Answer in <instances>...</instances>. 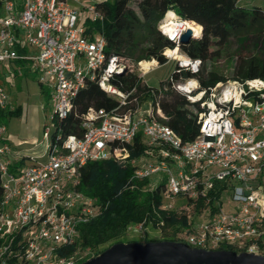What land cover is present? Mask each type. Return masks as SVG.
<instances>
[{"label":"built area","instance_id":"built-area-1","mask_svg":"<svg viewBox=\"0 0 264 264\" xmlns=\"http://www.w3.org/2000/svg\"><path fill=\"white\" fill-rule=\"evenodd\" d=\"M99 2L0 0V65L24 63L47 89L52 107L50 126L41 133V154L20 153L0 142V264H77L85 258L88 249L57 254L74 243L79 225L100 212L97 201L77 189L80 170L87 162L123 163L128 154L120 146L136 134L144 149L142 157L129 161L135 166L130 181L161 177L153 186L163 185L162 211L204 201L203 208L187 216L177 242L204 250L229 246L235 253L264 257V79L227 80L200 89L195 79L168 78L158 92L174 90L200 109L197 136L182 142L158 120L164 117L152 109V89L139 97L135 89L123 93L109 83L126 62L104 54L105 41L94 26L103 18ZM169 21L165 32L162 26ZM186 23L165 18L157 30L175 45L162 52L166 62H173L176 72L195 74L200 60L177 47ZM199 34L191 33L189 39ZM90 81L117 106L110 111L88 108L80 119V135L52 131ZM7 104L0 85V112ZM3 132L0 125V136ZM215 183L223 188L216 189ZM125 232L143 238L146 220L128 225Z\"/></svg>","mask_w":264,"mask_h":264},{"label":"trees","instance_id":"trees-1","mask_svg":"<svg viewBox=\"0 0 264 264\" xmlns=\"http://www.w3.org/2000/svg\"><path fill=\"white\" fill-rule=\"evenodd\" d=\"M96 6L103 16L94 26L105 41L104 54L114 55L126 63L140 62L139 66L153 61L158 66L163 65L166 59L162 52L174 48V43L157 30L158 23L165 18L177 19L200 28L198 38L188 39L177 45L187 57L200 60L198 72H176V68L172 67L169 75L159 81L156 88L144 86L145 90L152 89L154 93L153 111L159 109L164 117L158 120L182 142L191 141L197 136L196 119L200 109L197 104H189L182 94L174 90L158 92L163 85H168V78L172 81L179 78L195 79L200 89L227 80L264 79L262 56L252 55L236 59L232 75L228 78L205 67L210 59L220 55L230 39L264 34V11L259 7H246L243 0H138L135 10L129 6L128 0H108L99 2ZM109 83L120 92L126 93L132 89L137 91L139 79L125 66L114 74ZM116 106L117 101L101 91L95 81L87 82L74 97L67 115L55 122L52 131H58L63 137L69 134L80 135V119L88 108L110 111ZM51 138H55L53 133ZM120 147L128 154L123 163L113 160L87 162L80 170L77 189L94 198L100 205V212L77 227V238L72 245L57 252L58 255L69 256L75 251L90 250V255L77 264L114 243L177 242L175 236L187 225V216L192 210H199L205 205L202 200L187 201L177 204L173 211L160 210L162 183L150 187L148 180H129L135 169L129 161L143 156L141 136L136 134L130 143ZM214 187L220 190L223 185L215 183ZM1 194L0 183V199ZM143 219L146 220V235L143 238L126 235L125 229L128 225ZM149 232L153 237L152 234L148 235ZM217 250L234 251L229 246H221Z\"/></svg>","mask_w":264,"mask_h":264},{"label":"rangeland","instance_id":"rangeland-1","mask_svg":"<svg viewBox=\"0 0 264 264\" xmlns=\"http://www.w3.org/2000/svg\"><path fill=\"white\" fill-rule=\"evenodd\" d=\"M105 2L108 0H95ZM138 0H128L129 6L135 10ZM246 7H259L264 11V0H243ZM252 55L264 57V34L259 36L241 37L230 39L218 57L210 59L205 67L223 77H230L238 58H248ZM152 61V60H150ZM140 63V62H139ZM139 63H126V66L138 77L139 86L137 94L143 97L145 87L156 88L159 81L165 79L173 62L167 61L163 65H157L154 61ZM1 86L8 98V105L0 112V125L4 126V132L0 136L13 149L22 150L28 154L39 155L42 152V129L50 126L51 102L47 96V89L40 87L33 74L25 67H20L19 72L12 74H0ZM145 86V87H144ZM142 165L141 161L136 163ZM161 179L159 176L151 177L149 185L152 187ZM227 199H223V206ZM152 233L149 232V236ZM146 235V234H145ZM153 237V234L151 235ZM158 238V237H156ZM87 250L85 258L90 255Z\"/></svg>","mask_w":264,"mask_h":264},{"label":"water","instance_id":"water-1","mask_svg":"<svg viewBox=\"0 0 264 264\" xmlns=\"http://www.w3.org/2000/svg\"><path fill=\"white\" fill-rule=\"evenodd\" d=\"M190 35V31L185 30L179 42H186ZM79 264H264V257L229 250L195 249L182 242L157 241L114 243Z\"/></svg>","mask_w":264,"mask_h":264},{"label":"crops","instance_id":"crops-1","mask_svg":"<svg viewBox=\"0 0 264 264\" xmlns=\"http://www.w3.org/2000/svg\"><path fill=\"white\" fill-rule=\"evenodd\" d=\"M153 61V60H152ZM20 67H25L27 69V67L25 66L24 63L22 62H5L3 64L0 65V74L2 75L3 73H6V74H12L14 72H19L20 70ZM19 68V69H17ZM28 71V69H27ZM29 72V71H28ZM0 85H1V80H0ZM2 87V86H1ZM8 105V104H7ZM2 113V112H1ZM3 141V139H0V142ZM12 148V147H11ZM13 149V148H12ZM13 150H16V149H13ZM18 152H25V151H22V150H17Z\"/></svg>","mask_w":264,"mask_h":264},{"label":"bare ground","instance_id":"bare-ground-1","mask_svg":"<svg viewBox=\"0 0 264 264\" xmlns=\"http://www.w3.org/2000/svg\"><path fill=\"white\" fill-rule=\"evenodd\" d=\"M168 20H166L165 22H167ZM170 23H168V24H165L164 26H162L163 28L162 29H164V31L165 32H167L168 31V27L170 26V24H171V22L172 21H169ZM189 25H191L192 27H195V28H197L198 30V34H199V27H197V26H195V25H192V24H189V23H186V25H185V29L186 30H189L191 33H192V35H197V31H196V29L195 28H192V27H189Z\"/></svg>","mask_w":264,"mask_h":264}]
</instances>
